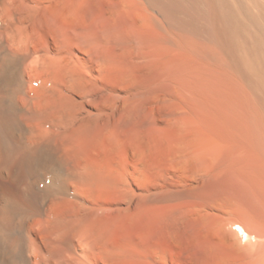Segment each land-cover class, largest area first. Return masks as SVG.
Wrapping results in <instances>:
<instances>
[{"label": "bare ground", "instance_id": "obj_1", "mask_svg": "<svg viewBox=\"0 0 264 264\" xmlns=\"http://www.w3.org/2000/svg\"><path fill=\"white\" fill-rule=\"evenodd\" d=\"M0 264H264V0H0Z\"/></svg>", "mask_w": 264, "mask_h": 264}]
</instances>
